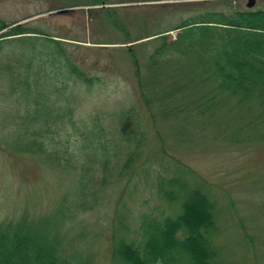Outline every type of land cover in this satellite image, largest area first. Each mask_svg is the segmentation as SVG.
Wrapping results in <instances>:
<instances>
[{
  "label": "trees",
  "instance_id": "1",
  "mask_svg": "<svg viewBox=\"0 0 264 264\" xmlns=\"http://www.w3.org/2000/svg\"><path fill=\"white\" fill-rule=\"evenodd\" d=\"M175 28L180 31L174 38L156 33L153 48L145 55L128 47L141 98L153 121H172L182 141L213 124L233 126L238 137L264 139V9H208ZM42 33L17 24L1 34L23 47L17 56L22 60L18 76L26 111L19 116L23 126L8 135V140L10 136L12 142L23 144L8 148L22 154L48 153L51 167L63 177L76 173L50 214L35 219L25 211L18 220L1 221L0 264H94L91 247L96 234L84 214L97 210L114 178L126 183L123 196L137 178L151 175L150 161L159 166L152 194L162 205L156 207L173 211L140 213L137 226L131 228L120 200L111 264H237L227 242L217 237L222 228L217 200L166 147L158 145L151 156L145 155L140 116H133L131 109L119 114L124 150L96 115L90 125L77 126L72 100L64 99L65 82L93 88L104 78L86 68L61 38ZM38 43L48 47L27 48Z\"/></svg>",
  "mask_w": 264,
  "mask_h": 264
},
{
  "label": "rangeland",
  "instance_id": "2",
  "mask_svg": "<svg viewBox=\"0 0 264 264\" xmlns=\"http://www.w3.org/2000/svg\"><path fill=\"white\" fill-rule=\"evenodd\" d=\"M248 2L0 0V223L5 218L18 220L25 211L35 219L50 214L65 187L71 188L76 173L66 174L68 179L63 177L51 167L48 153L22 154L8 148H19L23 144L12 142L10 136L8 140L10 132L23 126L19 116L26 111L25 92L18 76L22 60L20 54L17 56L23 47L18 41H7L1 34L18 24L32 31H44L42 36L45 37L61 38L71 54L84 60L86 68L104 78L93 88L73 80L65 82L64 99L72 100V108L78 115L77 126L90 125L96 115L114 143L124 150L127 143L119 134V114L131 109L133 116L143 119L145 155L151 156L158 145L166 147L169 155L178 158L182 166L188 167L209 188L220 210L222 228L217 237L227 242L236 263L264 264V139L238 137L233 126L223 128L213 124L207 129H197L189 141L180 140L172 121L164 118L153 121L141 98L134 59L128 51L132 46L140 55L147 54L153 48L151 39L158 35L156 33L163 31L174 38L180 31L174 27L204 10L264 9V0H257L253 6H248ZM42 47L48 46L38 43L27 48L39 50ZM50 93L55 96L54 91ZM6 140L10 141L9 145ZM166 161L171 162V158ZM150 163L151 175L137 178L123 196L121 192L126 183L114 178L115 184L100 196L97 210L84 214L92 220L89 226L92 235L96 234L91 247L94 264H111L115 211L118 206L122 211L120 200H124L123 212L131 228L137 226L140 213L158 208L165 213L173 211L167 206L156 207L162 205L152 194L156 188L155 169L159 166L153 161ZM176 208L179 211V207Z\"/></svg>",
  "mask_w": 264,
  "mask_h": 264
},
{
  "label": "water",
  "instance_id": "3",
  "mask_svg": "<svg viewBox=\"0 0 264 264\" xmlns=\"http://www.w3.org/2000/svg\"><path fill=\"white\" fill-rule=\"evenodd\" d=\"M257 0H249V6H253Z\"/></svg>",
  "mask_w": 264,
  "mask_h": 264
},
{
  "label": "flooded vegetation",
  "instance_id": "4",
  "mask_svg": "<svg viewBox=\"0 0 264 264\" xmlns=\"http://www.w3.org/2000/svg\"><path fill=\"white\" fill-rule=\"evenodd\" d=\"M248 6H249V2H248Z\"/></svg>",
  "mask_w": 264,
  "mask_h": 264
}]
</instances>
